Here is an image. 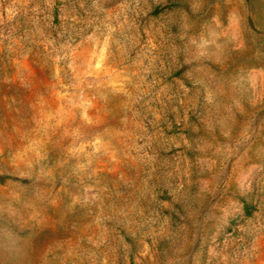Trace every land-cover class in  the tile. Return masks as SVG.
Wrapping results in <instances>:
<instances>
[{"label": "rangeland", "instance_id": "obj_1", "mask_svg": "<svg viewBox=\"0 0 264 264\" xmlns=\"http://www.w3.org/2000/svg\"><path fill=\"white\" fill-rule=\"evenodd\" d=\"M0 264H264V0H0Z\"/></svg>", "mask_w": 264, "mask_h": 264}]
</instances>
